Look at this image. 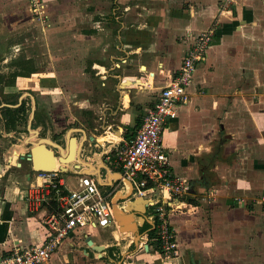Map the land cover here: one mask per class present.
<instances>
[{
	"label": "crops",
	"instance_id": "obj_1",
	"mask_svg": "<svg viewBox=\"0 0 264 264\" xmlns=\"http://www.w3.org/2000/svg\"><path fill=\"white\" fill-rule=\"evenodd\" d=\"M42 1L39 16L47 15V0ZM144 1L141 8L125 2L118 10L124 1L113 0L107 10L72 9L82 24L76 30L79 19H71L65 39L59 40L68 48L65 70L56 63L45 75L48 88L66 96L69 119L53 121L52 134L44 138L57 143L58 138L63 144L77 132L76 147L86 136H94L83 143L80 159L97 169L104 162L121 172L105 155H114L119 141L135 134L160 88L178 70L192 33L216 24L205 57L189 81L187 101L177 105L162 130L168 171L189 184L188 192L168 201L177 204L169 223L178 253L169 259L160 255L156 224L148 217L152 207L146 205L143 222L137 215L131 219L142 222L140 237L116 221L105 227H75L47 264H91V256L97 264H255L256 259L264 264V0H238L226 10L219 0ZM11 11L38 23L33 16L37 10L28 0H0L1 25H14L16 14ZM59 97H52V103L58 105ZM107 140L115 148L104 154ZM22 153L20 147L17 155L4 156L0 169V254L41 243L47 234L42 222L47 205L37 210L26 206V187L35 169ZM75 163L57 170L69 187L84 174L78 172L83 165L71 169ZM100 167V179L107 183L98 185L111 192L109 198L128 190L109 168ZM61 172L72 174L74 183ZM136 197L132 190L129 199ZM125 203L119 201L118 206Z\"/></svg>",
	"mask_w": 264,
	"mask_h": 264
},
{
	"label": "built area",
	"instance_id": "obj_2",
	"mask_svg": "<svg viewBox=\"0 0 264 264\" xmlns=\"http://www.w3.org/2000/svg\"><path fill=\"white\" fill-rule=\"evenodd\" d=\"M28 1L36 11L39 0ZM233 1L221 0L224 7ZM214 31V23L210 22L208 27L192 33L191 44L178 70L160 88L135 134L119 141L114 155H105V159L120 167L122 176L132 185L133 194L144 197L146 205L152 207L148 217L155 221L154 240L165 259L178 253L175 233L169 223L170 210L177 204L168 201L188 192L189 184L186 178L169 173V156L162 142V130L166 120L175 115L177 105L187 101L189 81L195 67L205 57ZM110 193L103 192L91 174L78 175L75 184L69 187L57 170H34L24 198L29 210L47 205L42 216L47 234L41 243L14 247L0 254V264H47L75 227H105L115 222Z\"/></svg>",
	"mask_w": 264,
	"mask_h": 264
},
{
	"label": "rangeland",
	"instance_id": "obj_3",
	"mask_svg": "<svg viewBox=\"0 0 264 264\" xmlns=\"http://www.w3.org/2000/svg\"><path fill=\"white\" fill-rule=\"evenodd\" d=\"M124 4H119L118 10H122L124 8L125 2H130L129 5L132 4V7H145L146 1L144 0H137V1H129V0H123ZM235 0L231 2L229 5L225 6L222 4L221 0H219V6L221 8H230V6L234 3H236ZM42 0L38 1L37 6V13L33 14L38 20L35 24L33 20L27 19V16H20L19 18V12H13L16 15L12 18V24L11 26L1 25L0 24V55H5L4 50L6 49V46L10 41H16L21 40V43L19 45L20 51L18 54H25V55H33V58L37 60V63L39 66H43L47 72H51V68L54 69L58 66H60L61 69L65 70V62L67 61L66 56V50L68 49L66 47V41L63 42V44L59 41L61 37L65 39V36L67 34V30L69 31V28H67L68 24H71V19H79L75 25V29L79 30L81 27V16L73 15L72 9H110L112 7L113 0H50L46 2V6L44 7L47 15L40 14L41 6H42ZM119 3V2H117ZM56 4L57 8H54V5ZM123 6V7H122ZM47 7V8H46ZM60 7V9H58ZM225 9V10H226ZM124 21H128L130 19V16H122ZM132 19V18H131ZM39 24V25H38ZM216 24H214L215 26ZM199 31V30H198ZM196 32V31H195ZM69 34V33H68ZM75 34V33H74ZM75 39V38H74ZM58 42V43H57ZM56 45H61L60 47H57ZM52 55V56H51ZM55 57L57 59L55 60ZM56 63H58L56 65ZM38 66V67H39ZM47 77V76H45ZM44 81H48V79H45ZM49 84L50 82H45ZM51 84V83H50ZM42 96L38 99L41 104H44L45 109H47L48 115L51 117L52 122H56L57 120L65 121V118L67 120L68 115H66L65 106V97L64 94L53 92V89H44ZM59 95H63L62 98L59 97ZM52 97L56 98L59 97L58 105L52 103ZM31 111L29 112L28 116L26 117V124L24 120L19 121L16 124L17 131L8 130L4 128V124L0 121V169L2 168V165L4 163V156L8 159L11 155H17V150L20 149L22 152L28 151L29 144L24 143L23 139H31L32 141H36L40 137H44L47 135H51V131L53 127H50L48 125L49 123L45 125H37L35 123H31L28 125V117L30 116ZM69 119V117H68ZM53 122V126L55 127V124ZM28 126L30 130H38L39 127L42 126V131L38 136H35L32 134V131L28 129ZM44 126V127H43ZM24 127H26V130H24ZM22 130V131H20ZM65 129H61L62 132H64ZM20 131V132H18ZM73 135L79 136L80 133H73ZM5 158V159H6ZM14 170L11 171V174L14 173ZM78 174V173H77ZM60 175L64 176L67 181L74 183V179L71 176L70 173H60ZM113 196V194H112ZM211 196V195H210ZM174 231V230H173ZM260 261H262V256H260ZM255 264H258L257 259L254 260ZM89 262L91 264H97L96 258H93L91 256ZM100 264H112L108 261H104ZM114 264V263H113Z\"/></svg>",
	"mask_w": 264,
	"mask_h": 264
},
{
	"label": "flooded vegetation",
	"instance_id": "obj_4",
	"mask_svg": "<svg viewBox=\"0 0 264 264\" xmlns=\"http://www.w3.org/2000/svg\"><path fill=\"white\" fill-rule=\"evenodd\" d=\"M20 43L21 40L10 41L4 50L5 55H0V121L4 128L13 131H17L16 124L19 121L24 120L26 124V117L30 111L32 112L30 124L45 126L47 123L53 124L47 109L43 108L44 104H41L37 96L38 94L41 97L43 90L49 89L51 84L44 81L45 75L49 73L45 72L43 66L38 65L33 55L18 54ZM25 130L26 127L23 131ZM41 131L42 126L36 135L38 136ZM56 140L63 146L61 139ZM22 155L26 156L27 151ZM71 169L78 170L80 166Z\"/></svg>",
	"mask_w": 264,
	"mask_h": 264
},
{
	"label": "water",
	"instance_id": "obj_5",
	"mask_svg": "<svg viewBox=\"0 0 264 264\" xmlns=\"http://www.w3.org/2000/svg\"><path fill=\"white\" fill-rule=\"evenodd\" d=\"M31 117H32V112H31L29 119H28V125H30ZM28 129L30 130L29 126H28ZM30 131H32V130H30ZM36 133H37V131H35V130L32 131V134L35 135ZM72 139H74V142H75V140H76L75 136H71L69 138V140H72ZM26 140L27 141L25 143H27V142L30 143V146L28 148L29 151H27L26 158L31 160L32 165H33V169H35V170H38V169L66 170L67 168L64 166L65 164L72 163L73 161H77V163H75V165L77 167H79L81 165L85 166V169L80 170L78 172L91 174L94 178H96L98 184L107 183V182L101 181V179H100V178H102V176H101L102 174L99 172V168H101L100 166L109 168L110 172L112 174H117L118 176H115L116 179H120L122 184H124V185H126V187H128V190L125 193L116 192L115 194H113V196L110 197L113 219L120 226L121 225L124 226V227H122L123 229H132L135 232L137 231L136 236L140 237V233L138 231V228H139V225H141L142 222L146 218V216H145L146 204H147L146 199H145L144 204H142L140 206V208L138 209L137 207H139V206L132 205V204H130V202H133L138 197L142 198V196H138V197L134 198V200L129 199L130 193L132 191V185H131L129 180H127L125 177L122 176V173L120 171L112 170L110 167L106 166V164H104V162L97 169V166H95L93 163H89L87 160L83 161L80 159V153H82V150L84 147L83 143H85V141L92 142L94 140V136H90V137L86 136L84 139H82L78 143V145L76 144L77 146L75 147V152H74L75 155H73L72 158L66 162H63V160H66L67 158H69L70 154H71V152L68 153L69 149L68 148L66 149L68 140H66V142H63V146H61L60 143L53 142L52 140H50L48 138H44V137H40L36 141H32L29 138ZM97 141H98L97 145L102 147L103 146V144L101 143L102 139H99L97 137L96 143H97ZM46 145H50L51 147H54L55 151L52 148L50 149V148L46 147ZM113 145H115V143H111V141H108V145H107V147H105L103 153L106 154L107 152L109 153L111 150H113L115 148ZM109 146H111V147H109ZM56 152H57L58 157H55ZM57 161H58L59 165H57ZM110 183H111V181H110ZM123 200H125V202H126L125 205H123V207H119L118 202L123 201ZM132 215L139 216V219H141L142 222H140V224H138V222H136L135 220L132 221L131 220ZM127 221L128 222L130 221V222L127 223ZM87 242L91 243L89 238L87 239Z\"/></svg>",
	"mask_w": 264,
	"mask_h": 264
},
{
	"label": "bare ground",
	"instance_id": "obj_6",
	"mask_svg": "<svg viewBox=\"0 0 264 264\" xmlns=\"http://www.w3.org/2000/svg\"><path fill=\"white\" fill-rule=\"evenodd\" d=\"M114 137H115V136H112L113 139H114ZM99 139H101V138H99ZM68 149H69L68 153L71 152L70 157L67 158L66 160H63V162H66V161L70 160V159L72 158V156L75 155V154H74V152H75V142H74V139L68 141ZM111 176H118V175H117V174H111ZM137 197H138V196H137ZM131 200H134V198L131 199ZM144 202H145V198H144V197H142V198H141V197H138V198H137L136 200H134L133 202H130V204L139 206V207H137V208L139 209L140 206H141L142 204H144ZM127 222H128V221H127ZM128 223H129V222H128Z\"/></svg>",
	"mask_w": 264,
	"mask_h": 264
}]
</instances>
